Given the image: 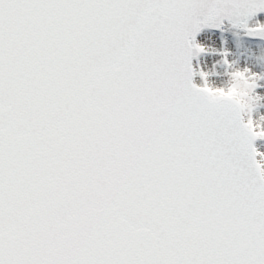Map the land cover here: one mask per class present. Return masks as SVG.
Here are the masks:
<instances>
[{
	"label": "snow or ice",
	"instance_id": "snow-or-ice-1",
	"mask_svg": "<svg viewBox=\"0 0 264 264\" xmlns=\"http://www.w3.org/2000/svg\"><path fill=\"white\" fill-rule=\"evenodd\" d=\"M261 12L0 0V264H264V71L221 48L209 73L196 41L225 21L264 39Z\"/></svg>",
	"mask_w": 264,
	"mask_h": 264
},
{
	"label": "rangeland",
	"instance_id": "rangeland-1",
	"mask_svg": "<svg viewBox=\"0 0 264 264\" xmlns=\"http://www.w3.org/2000/svg\"><path fill=\"white\" fill-rule=\"evenodd\" d=\"M223 37H217L216 41L212 42L207 36H203L201 40L204 41L205 47L208 49L210 54H207L206 57H203L201 60L202 65L205 70L209 73L213 72H222L220 67L219 60L221 57L213 53L214 49L227 48L231 55L229 56L230 60L235 62V67L243 68L245 65L252 67L254 71L261 72L264 71V46L262 45V50L260 53H252L253 46L247 44L242 39L241 35L236 32H229ZM206 39H205V38ZM212 49V50H210ZM255 50V49H254ZM251 51V52H250ZM252 56V57H251ZM199 82V78H197ZM261 84H264V81H261ZM207 87L210 89H216L217 87H224L229 90H234L237 87V81L229 78H224L223 80L218 79L215 76H209ZM258 93L264 94V88H258ZM214 95H219V93L214 92ZM264 104V99L260 101ZM264 114V106L258 107L257 110L253 113L254 118H258V115ZM264 122V121H262ZM256 146L259 151L264 152V139L257 140Z\"/></svg>",
	"mask_w": 264,
	"mask_h": 264
},
{
	"label": "clouds",
	"instance_id": "clouds-1",
	"mask_svg": "<svg viewBox=\"0 0 264 264\" xmlns=\"http://www.w3.org/2000/svg\"><path fill=\"white\" fill-rule=\"evenodd\" d=\"M230 96L232 99H234L237 103L243 104L244 100L243 97L245 95L244 87L240 84L239 81H237V87L234 90H230ZM264 114L258 115V118H255V127L256 129H260V131H257V135L264 134ZM252 122H249V126H251Z\"/></svg>",
	"mask_w": 264,
	"mask_h": 264
},
{
	"label": "water",
	"instance_id": "water-1",
	"mask_svg": "<svg viewBox=\"0 0 264 264\" xmlns=\"http://www.w3.org/2000/svg\"><path fill=\"white\" fill-rule=\"evenodd\" d=\"M261 13H264V12H261ZM258 14H259V13H258ZM257 21H259L260 23H264V19H262V18H258V19H254V18H253V19L249 22V25H250V26H254L255 23H256ZM225 23H228V22L225 21ZM205 29H208V30H214V31H215V30H218V29H216V28H204V29H202V31L205 30ZM242 30H243V29H242ZM202 31H201V32H202ZM201 32H200V33H201ZM200 33H199V34H200ZM199 34H198V35H199ZM198 35H197V36H198ZM203 36H206V35L204 34ZM248 36H249V35H248ZM249 37H250V38H253V39H261V38H259V37H253V36H249ZM261 40H264V39H261ZM196 41L199 43V41H200V37L197 38ZM200 60H202V58H201Z\"/></svg>",
	"mask_w": 264,
	"mask_h": 264
},
{
	"label": "bare ground",
	"instance_id": "bare-ground-1",
	"mask_svg": "<svg viewBox=\"0 0 264 264\" xmlns=\"http://www.w3.org/2000/svg\"><path fill=\"white\" fill-rule=\"evenodd\" d=\"M209 37H212V39L210 40V41H212V42H214V41H216V39H217V37L216 36H213V35H210ZM226 37V36H225ZM201 38H200V41H199V43H201ZM204 41H202V44H204L205 45V43H203ZM207 47V46H206ZM255 49V50H254ZM210 50H212V49H210ZM261 50H262V47H260V46H258V44H256V45H254L253 46V48H252V53H260L261 52ZM250 51V52H251ZM208 54H209V52H208ZM209 56H210V54H209ZM252 57V56H251ZM261 94H263V92L261 93Z\"/></svg>",
	"mask_w": 264,
	"mask_h": 264
}]
</instances>
